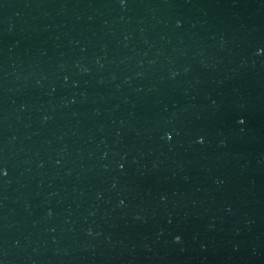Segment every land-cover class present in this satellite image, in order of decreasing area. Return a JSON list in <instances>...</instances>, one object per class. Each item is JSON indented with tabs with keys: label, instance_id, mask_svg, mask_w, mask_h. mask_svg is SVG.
Listing matches in <instances>:
<instances>
[{
	"label": "water",
	"instance_id": "1",
	"mask_svg": "<svg viewBox=\"0 0 264 264\" xmlns=\"http://www.w3.org/2000/svg\"><path fill=\"white\" fill-rule=\"evenodd\" d=\"M0 264H264V0H0Z\"/></svg>",
	"mask_w": 264,
	"mask_h": 264
}]
</instances>
